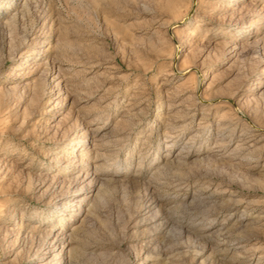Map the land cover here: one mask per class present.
I'll list each match as a JSON object with an SVG mask.
<instances>
[{"label": "rangeland", "instance_id": "obj_1", "mask_svg": "<svg viewBox=\"0 0 264 264\" xmlns=\"http://www.w3.org/2000/svg\"><path fill=\"white\" fill-rule=\"evenodd\" d=\"M0 264H264V0H0Z\"/></svg>", "mask_w": 264, "mask_h": 264}, {"label": "bare ground", "instance_id": "obj_2", "mask_svg": "<svg viewBox=\"0 0 264 264\" xmlns=\"http://www.w3.org/2000/svg\"><path fill=\"white\" fill-rule=\"evenodd\" d=\"M91 175V174H90ZM223 235V234H222Z\"/></svg>", "mask_w": 264, "mask_h": 264}]
</instances>
